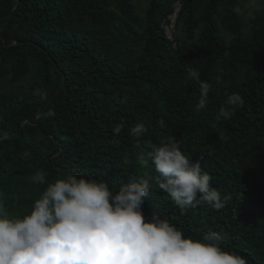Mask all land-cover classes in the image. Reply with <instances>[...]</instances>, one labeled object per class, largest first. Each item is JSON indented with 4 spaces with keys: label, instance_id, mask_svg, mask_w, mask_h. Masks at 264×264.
I'll list each match as a JSON object with an SVG mask.
<instances>
[{
    "label": "trees",
    "instance_id": "1",
    "mask_svg": "<svg viewBox=\"0 0 264 264\" xmlns=\"http://www.w3.org/2000/svg\"><path fill=\"white\" fill-rule=\"evenodd\" d=\"M144 1L141 8L133 0H0L6 207L16 215L30 210L43 190L31 181L40 169L49 182L75 173L117 187L132 176L154 177L137 153L147 150L145 141L174 138L230 199L220 210L197 205L181 212L152 181L145 217L157 211L196 238L219 232L226 250L264 264V0L247 20L246 0H177L176 47L161 27L176 0ZM189 67L212 86L199 113V84L187 78ZM232 92L245 105L217 122ZM48 109L55 116H45ZM137 122L147 129L140 138L130 132ZM118 123L123 128L114 136Z\"/></svg>",
    "mask_w": 264,
    "mask_h": 264
},
{
    "label": "clouds",
    "instance_id": "2",
    "mask_svg": "<svg viewBox=\"0 0 264 264\" xmlns=\"http://www.w3.org/2000/svg\"><path fill=\"white\" fill-rule=\"evenodd\" d=\"M187 78L199 84V113L208 104L212 86L195 67L188 68ZM37 94L47 99L46 93ZM244 105L238 92L227 94L215 120L230 119ZM44 115L55 116V111L48 109ZM157 123L165 127L163 118ZM122 128L116 124L113 135ZM146 131L143 122L130 129L137 138ZM9 138L0 130V141ZM145 143L147 150L141 149L136 160L151 166L154 177L132 176L117 187L109 180L75 173L49 182L40 169L31 181L43 190L23 215L12 214L0 193V264H248L244 255L222 246L225 237L219 232L196 238L157 211L145 217L142 205L152 181L181 212L197 205L220 210L230 199L212 186V176L199 160L186 156L174 138ZM123 162L130 161L124 157Z\"/></svg>",
    "mask_w": 264,
    "mask_h": 264
},
{
    "label": "built area",
    "instance_id": "3",
    "mask_svg": "<svg viewBox=\"0 0 264 264\" xmlns=\"http://www.w3.org/2000/svg\"><path fill=\"white\" fill-rule=\"evenodd\" d=\"M182 4L180 1H175L172 5V11L169 12L162 20L161 27L166 39H168L173 47L177 46L176 34H177V18L181 11Z\"/></svg>",
    "mask_w": 264,
    "mask_h": 264
},
{
    "label": "rangeland",
    "instance_id": "4",
    "mask_svg": "<svg viewBox=\"0 0 264 264\" xmlns=\"http://www.w3.org/2000/svg\"><path fill=\"white\" fill-rule=\"evenodd\" d=\"M136 5L144 7L145 1L144 0H133ZM262 8V0H246L242 3V14L245 20H247L253 12L258 11Z\"/></svg>",
    "mask_w": 264,
    "mask_h": 264
}]
</instances>
